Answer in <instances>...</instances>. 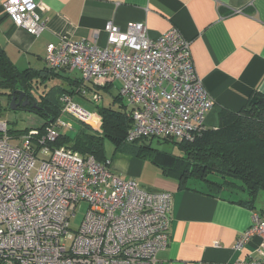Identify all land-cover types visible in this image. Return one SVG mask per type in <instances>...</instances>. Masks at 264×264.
Returning a JSON list of instances; mask_svg holds the SVG:
<instances>
[{
	"label": "built area",
	"instance_id": "1",
	"mask_svg": "<svg viewBox=\"0 0 264 264\" xmlns=\"http://www.w3.org/2000/svg\"><path fill=\"white\" fill-rule=\"evenodd\" d=\"M5 14L15 27L39 37L47 7L34 0H7ZM106 47L62 38L46 49L45 63L56 74L78 72L84 83L117 81L133 127L126 142H189L205 131L214 101L198 78L189 42L177 28L151 39L143 23L121 30L105 27ZM101 96L85 87L80 94ZM61 115L44 132L11 135L0 119V264H158L169 245L173 211L170 193L143 189L114 173L109 163L68 148L51 146L73 118L100 131L101 117L72 96L60 98ZM20 140L19 146L11 141ZM39 164V165H38ZM38 165V167H37ZM35 171V174L33 173ZM87 202L77 230L70 218ZM261 240L256 255L234 264H264V220L259 213L238 239L242 250Z\"/></svg>",
	"mask_w": 264,
	"mask_h": 264
},
{
	"label": "crops",
	"instance_id": "2",
	"mask_svg": "<svg viewBox=\"0 0 264 264\" xmlns=\"http://www.w3.org/2000/svg\"><path fill=\"white\" fill-rule=\"evenodd\" d=\"M6 1L0 0V50L19 73L43 71L47 47L62 38L106 47L107 24L126 30L129 24L143 23L151 39L177 28L189 42L196 74L214 101L207 129H218L222 111L240 112L255 96H264V0H34L47 7L41 14L47 26L39 37L15 27L5 14ZM68 77L80 74L63 73L47 86L68 87ZM116 83L90 82L86 83L90 87H83L101 96L103 90L111 94ZM119 152L109 160L106 151L114 173L145 190L173 197L169 245L158 253V264H234L257 254L259 238L242 250L235 247L254 213L264 220V198L258 196L251 209L241 203L247 195L240 191L212 196L206 188L182 189L176 177L149 160Z\"/></svg>",
	"mask_w": 264,
	"mask_h": 264
},
{
	"label": "trees",
	"instance_id": "3",
	"mask_svg": "<svg viewBox=\"0 0 264 264\" xmlns=\"http://www.w3.org/2000/svg\"><path fill=\"white\" fill-rule=\"evenodd\" d=\"M59 76L61 74L48 67L40 72L28 70L19 73L0 50V95L11 100L12 92H25L31 104L38 108L29 112L45 121L42 128L36 129L40 132L51 124L50 120L55 122L60 117L61 96L68 94L74 97L81 87H90L81 78L69 77L71 84L68 87L71 89L60 85L47 86V81ZM40 87L45 88L41 94L38 93ZM255 97L256 103L249 101L240 112L222 111L218 129H206L192 141H158L174 144L178 149L174 154H157L151 148L154 140H142L132 143L136 145L132 149H123L129 144L126 137L133 127V119L120 95L115 96L111 104L97 107L96 113L102 119L100 131L92 132L93 129L88 128L74 138L60 132L51 146L68 147L83 156H93L100 163H107L105 140L110 139L117 152H130L142 159L151 158L152 163L165 174L176 177L182 189L192 188L189 182L194 181L205 184L207 194L212 196L223 190L240 191L247 195V200L241 203L254 209L260 192L264 191V96ZM147 152L151 154L148 156Z\"/></svg>",
	"mask_w": 264,
	"mask_h": 264
},
{
	"label": "rangeland",
	"instance_id": "4",
	"mask_svg": "<svg viewBox=\"0 0 264 264\" xmlns=\"http://www.w3.org/2000/svg\"><path fill=\"white\" fill-rule=\"evenodd\" d=\"M77 74V73H75ZM50 81H48L47 83H49ZM119 84L116 83L114 85V88L111 90V94L107 93L106 91L104 92V90L101 92L102 93V97L100 100L98 101H93L92 100V93H89L87 95V97H83L82 95H76L74 97V102L79 105L82 109H84L85 111L89 112V113H94L97 110V107L102 106V105H109L110 101L112 100V96H116L119 93ZM45 91L44 87H40L38 89V93H43ZM10 103L11 100H9V97L6 95H0V119L8 122V126L10 129V134L12 135H16V134H20L22 135L23 133H25L28 130L31 129H40L44 126L45 121L44 119L35 114V113H31L29 111H25L22 109H18V110H11L10 108ZM65 122L68 125L67 128L62 129V132L67 134L69 137L74 138L77 133H80L81 131H85L86 129H88L89 127L85 124H83L82 122H79L73 118H65ZM91 130V129H90ZM98 130V129H97ZM97 130H91L92 132H95ZM148 142V141H147ZM11 144L13 146H19L21 144L20 140H13L11 141ZM134 146L133 144H126L124 145L123 149H132ZM151 148L153 150H155L157 152V154H163V153H167V154H174V153H178V149L176 148V146L172 143H159L157 140H154L152 142ZM105 150L107 151V155L109 160H111L112 158H114L115 155H117L118 153L120 154V152L115 150V145L114 143L110 140V139H106L105 140ZM117 153V154H116ZM151 153L147 152L146 155H150ZM159 156V155H158ZM150 158V157H148ZM151 159V158H150ZM150 159L149 162L151 163L152 161ZM39 165V164H38ZM37 165V167H38ZM34 170V174H35ZM189 186L190 187H196V188H203L205 189L206 187H202V185H200L197 182L191 181L189 182ZM260 200L261 198H264V191L260 192L259 194ZM264 201V199H263ZM89 209V204L87 202H82L75 210L74 212V216H71L70 218V226L72 230H77L85 216L86 213Z\"/></svg>",
	"mask_w": 264,
	"mask_h": 264
},
{
	"label": "water",
	"instance_id": "5",
	"mask_svg": "<svg viewBox=\"0 0 264 264\" xmlns=\"http://www.w3.org/2000/svg\"><path fill=\"white\" fill-rule=\"evenodd\" d=\"M11 103H10V108L11 110H18L20 108H22V110L26 109L27 107H30V111L32 110H36L37 105L36 104H31V101L28 97V95L25 92L22 91H14L11 93ZM257 98L254 97L251 100V103H256ZM53 121L50 120V123H52Z\"/></svg>",
	"mask_w": 264,
	"mask_h": 264
},
{
	"label": "flooded vegetation",
	"instance_id": "6",
	"mask_svg": "<svg viewBox=\"0 0 264 264\" xmlns=\"http://www.w3.org/2000/svg\"><path fill=\"white\" fill-rule=\"evenodd\" d=\"M20 109H22V108H20ZM30 107H27L26 109H24L25 111H30Z\"/></svg>",
	"mask_w": 264,
	"mask_h": 264
}]
</instances>
